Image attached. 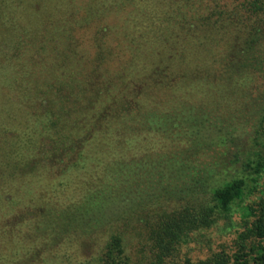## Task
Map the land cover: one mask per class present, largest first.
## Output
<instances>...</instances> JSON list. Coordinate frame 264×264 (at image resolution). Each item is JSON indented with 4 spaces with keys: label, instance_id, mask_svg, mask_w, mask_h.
Here are the masks:
<instances>
[{
    "label": "trees",
    "instance_id": "obj_1",
    "mask_svg": "<svg viewBox=\"0 0 264 264\" xmlns=\"http://www.w3.org/2000/svg\"><path fill=\"white\" fill-rule=\"evenodd\" d=\"M261 2L0 0V264H85L62 245L129 264L131 231L167 264L240 208L232 241L185 264H264V101L254 124L222 113L240 50L202 49L229 27L259 45Z\"/></svg>",
    "mask_w": 264,
    "mask_h": 264
},
{
    "label": "rangeland",
    "instance_id": "obj_2",
    "mask_svg": "<svg viewBox=\"0 0 264 264\" xmlns=\"http://www.w3.org/2000/svg\"><path fill=\"white\" fill-rule=\"evenodd\" d=\"M262 1L263 2L261 3L264 5V0ZM244 8L247 13L243 12V17L245 15H248V17L252 18H257L258 15L264 16V7L257 16L252 14L254 12H250L247 7ZM233 15L235 17H240L236 11H233ZM216 17L217 16H215V18ZM254 20L255 19H246V21L243 23V26L246 24V22L251 25ZM258 26L259 29H257V32L259 33L258 38L260 42L259 45L255 46V48H251V43H244L245 40L250 41V30L247 34L244 28L240 30L238 29V33V31H235L233 27L223 29L229 33H221V36L217 34L213 36L212 34L210 39L214 41V43L209 49H207L209 42L202 46V49H204L206 46V52L203 53L204 55L207 54L208 57L210 55V57H217L218 59H221L220 52L222 53V49L225 50V52H231L232 45H236L237 49L239 48V56L242 57L243 61V63L239 65V71H242L243 75L236 79L232 93V100L228 101L227 103L220 104L222 107L221 112L224 113L228 118L234 116L237 117L236 121L244 119L251 124L256 122L259 108L264 101V21ZM89 34V32L85 34L86 39H88ZM238 34L240 37H238ZM85 44L87 45L88 42ZM236 57L238 58L237 54ZM229 63H233L232 60L229 61ZM0 72V89H2L3 85L1 79H4L6 86L8 75L6 74V69L1 65ZM10 103L14 109L15 107H19L18 103H14L12 101H10ZM5 107L8 109L11 108L8 103ZM257 194H259V192H257ZM256 195H253L251 200L256 199ZM243 213L244 210L240 208L234 212L232 223H226L225 220H222L220 224H218L216 227H213L212 229L198 230L191 233L188 237L187 243L184 242L179 246L175 258L170 259L167 264H185V261L188 258L193 261L205 259L219 246L228 245V243L232 241L233 237L235 236L236 231L242 228L244 225ZM134 232L135 231H131L129 233V237L127 238L128 240H126L124 245L126 249V255L129 258V264H150L152 245L148 244L145 236L138 235L132 237ZM94 246L97 249L101 245H62L60 255L63 257H69L75 252L80 255L79 258H76L75 260H83L85 261V264H98L97 260L95 259V255L97 253L91 252ZM46 257L48 261L46 264L63 263L54 261V259H52L49 255H46ZM23 260L24 259H22V261ZM42 260H44V258L42 256H38L36 261H33L30 264H40Z\"/></svg>",
    "mask_w": 264,
    "mask_h": 264
}]
</instances>
